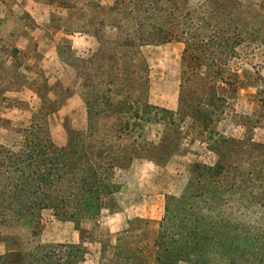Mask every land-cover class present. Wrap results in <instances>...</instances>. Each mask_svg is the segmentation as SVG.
<instances>
[{
    "label": "trees",
    "instance_id": "obj_1",
    "mask_svg": "<svg viewBox=\"0 0 264 264\" xmlns=\"http://www.w3.org/2000/svg\"><path fill=\"white\" fill-rule=\"evenodd\" d=\"M243 9L237 0H114L108 19L119 34L111 43L128 51L136 46L178 40L184 44L182 82L188 84L202 66L217 67L218 58L234 55L247 34ZM102 53L90 58L91 74L77 67L83 79L80 96L87 127L70 130L66 145L52 140L41 109L21 130L15 146L0 143V224L30 227L39 236L42 212L69 221L78 231L86 220H96L104 201L120 192L115 180L133 156L123 145L137 142L150 123L175 125L176 113L143 101L131 92L134 70ZM212 93L214 78L197 77ZM182 83V85H183ZM210 95V94H209ZM183 113L203 127L214 123L213 97L186 100ZM208 147L218 153L214 165L190 167L188 182L177 196L166 197L164 215L153 244L157 264H264V174L246 168L243 160L224 162L223 152L237 143L206 130ZM207 138V137H206ZM151 143L145 150L149 151ZM116 254L123 256L119 243ZM126 260L142 263L140 248ZM86 257L79 244L37 242L27 249L0 255V264H81Z\"/></svg>",
    "mask_w": 264,
    "mask_h": 264
},
{
    "label": "rangeland",
    "instance_id": "obj_2",
    "mask_svg": "<svg viewBox=\"0 0 264 264\" xmlns=\"http://www.w3.org/2000/svg\"><path fill=\"white\" fill-rule=\"evenodd\" d=\"M237 1L247 31L243 43L233 56L218 58L215 68L202 66L184 84L182 42L136 46L125 53L114 48L111 43L119 34L114 22L100 25L114 0H28V6L45 13L38 20L20 6L25 0H0L1 144H19L21 130L41 109L50 113L45 122L58 146L66 145L70 130H85L84 82L76 68L83 66L91 74V65L84 62L102 53L111 58L116 50L117 58H124L121 64L134 70L133 95L176 113L175 125L150 123L137 142L123 141L133 160L117 170L115 180L122 188L104 201L96 220L84 221L78 231L72 222L59 221L45 210L35 239L30 227L0 224V255L37 242L71 243L86 251L81 264H134L126 257L138 248L143 252L140 264H157L153 244L166 197L183 191L194 163L214 165L219 159L208 147L206 130L237 142L223 150L224 162L244 160L246 168L264 174V0ZM197 77H213V92L203 90ZM180 95L186 100L213 97L216 107L209 112L214 123L206 129L190 118L197 115L192 109L183 113ZM118 243L121 257L115 250Z\"/></svg>",
    "mask_w": 264,
    "mask_h": 264
},
{
    "label": "crops",
    "instance_id": "obj_3",
    "mask_svg": "<svg viewBox=\"0 0 264 264\" xmlns=\"http://www.w3.org/2000/svg\"><path fill=\"white\" fill-rule=\"evenodd\" d=\"M20 6L24 8V11L26 13H29L30 15L33 14L32 17H34V15H36V17H35L36 19L45 17L44 12H39L37 9L33 8L31 5L28 6V0H25V3L21 2ZM78 43L81 44L82 43L81 40H79Z\"/></svg>",
    "mask_w": 264,
    "mask_h": 264
}]
</instances>
